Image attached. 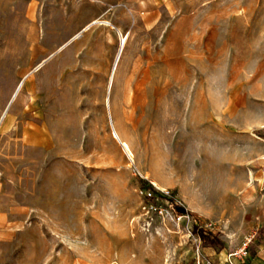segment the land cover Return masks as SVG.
Wrapping results in <instances>:
<instances>
[{"label": "rangeland", "instance_id": "rangeland-1", "mask_svg": "<svg viewBox=\"0 0 264 264\" xmlns=\"http://www.w3.org/2000/svg\"><path fill=\"white\" fill-rule=\"evenodd\" d=\"M0 124V264H218L264 218V0H0Z\"/></svg>", "mask_w": 264, "mask_h": 264}, {"label": "crops", "instance_id": "crops-1", "mask_svg": "<svg viewBox=\"0 0 264 264\" xmlns=\"http://www.w3.org/2000/svg\"><path fill=\"white\" fill-rule=\"evenodd\" d=\"M255 227L259 231L252 240L246 243L241 251L223 255L218 264H264V218L263 220H257Z\"/></svg>", "mask_w": 264, "mask_h": 264}, {"label": "trees", "instance_id": "trees-1", "mask_svg": "<svg viewBox=\"0 0 264 264\" xmlns=\"http://www.w3.org/2000/svg\"><path fill=\"white\" fill-rule=\"evenodd\" d=\"M150 190L155 192L156 194H159V192L152 186H150ZM193 233L197 235L202 241L206 243H210L212 245H215L219 241L216 240V238L213 237V235L208 232L205 228L200 227V226H195L193 229Z\"/></svg>", "mask_w": 264, "mask_h": 264}, {"label": "bare ground", "instance_id": "bare-ground-1", "mask_svg": "<svg viewBox=\"0 0 264 264\" xmlns=\"http://www.w3.org/2000/svg\"><path fill=\"white\" fill-rule=\"evenodd\" d=\"M102 24H104L102 21H94L91 25H89L88 27H85V29H83L82 31H80L79 33H77L76 35H75V37L71 40V41H74V40H77V39H79L82 35H83V33L88 29V28H90L91 26H93V25H102ZM119 32H121L119 29H117ZM127 39V38H126ZM126 43V40H123L122 41V44H123V46L124 45H126L125 44ZM67 45V44H66ZM65 45V46H66ZM64 46V47H65ZM39 68V67H38ZM24 86V82H21V85H20V87H19V90H17L18 91V94H19V91L22 89V87ZM0 127H1V124H0ZM116 130V129H115ZM122 146L124 147V149L125 150H127V151H129V146L126 144V143H122ZM129 156V155H128Z\"/></svg>", "mask_w": 264, "mask_h": 264}, {"label": "water", "instance_id": "water-1", "mask_svg": "<svg viewBox=\"0 0 264 264\" xmlns=\"http://www.w3.org/2000/svg\"><path fill=\"white\" fill-rule=\"evenodd\" d=\"M178 211H179L181 214H186V212H187V211H186L185 209H183V208H179Z\"/></svg>", "mask_w": 264, "mask_h": 264}]
</instances>
